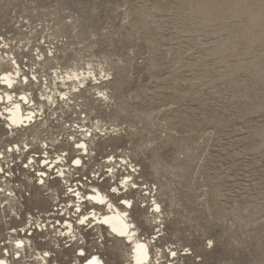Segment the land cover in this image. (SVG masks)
Returning <instances> with one entry per match:
<instances>
[{
  "label": "rangeland",
  "instance_id": "374dc122",
  "mask_svg": "<svg viewBox=\"0 0 264 264\" xmlns=\"http://www.w3.org/2000/svg\"><path fill=\"white\" fill-rule=\"evenodd\" d=\"M6 92L33 113L0 118L7 264H134L72 196L112 187L147 264H264V0H0Z\"/></svg>",
  "mask_w": 264,
  "mask_h": 264
},
{
  "label": "bare ground",
  "instance_id": "6f19581e",
  "mask_svg": "<svg viewBox=\"0 0 264 264\" xmlns=\"http://www.w3.org/2000/svg\"><path fill=\"white\" fill-rule=\"evenodd\" d=\"M11 74L13 75L14 73L13 72L2 73L1 74V76H2L1 83L5 84L6 86H8L9 84L12 85L14 82V79L11 77L12 76ZM66 75H67L66 79H68V82H71L75 79L79 80L78 79L79 75H77L74 72L73 73L70 72V74H66ZM79 83L82 85L84 83V78H82V80H79ZM78 86H80V85H78ZM60 96L63 97L64 95H60ZM21 99H22V97H21ZM23 100L26 101L27 98L23 97ZM22 104L23 103L18 101V100L12 101V97H11V94L9 92H6L2 97L0 96V105H5L4 109L2 111L0 110V118L6 121V125L11 128V131H13L15 129H19V128L22 129V128L30 127L31 123L33 122V120H32L33 113L29 112V113L24 114V112H23L24 110L22 109ZM78 145H84V147L81 148V147H78ZM77 148L83 150L84 153L87 150L85 142L78 143ZM76 160H79L81 162L80 158H76ZM74 164L79 165V164H76L75 162H74ZM59 174L61 175V173H59ZM42 179L43 178L40 177L38 179V181L41 182ZM93 189L94 188H92L91 193L88 195L83 196V195H80L79 193H76L75 195H72V196L77 198V200H78L77 203H83V202L88 201L89 200L88 197H92V196H96V195L100 196L104 201L103 204H100L99 202H96V201H92V202L94 204L100 206V207H103L105 212L103 214H100L99 216H97V213H96V215H92V213H91V215H92L91 217L94 219L93 221L96 222L94 225L104 226L105 229H107V233L109 235L117 237L118 239H121V240H125L127 242V244L131 245L132 246L131 247V249H132L131 255L132 256L130 258L132 259V262L134 264H135V261L137 259V253L134 251V249L136 248V246L138 244H144L146 246V256L141 257V258L146 261V264L149 263L151 261V258H150V252H149L148 246L145 243H142L139 238H137L136 226H134V224L131 222V220L129 218V214L127 216L123 215V213L127 212L128 209L122 210V209L118 208L111 201V199L108 198V196L99 192L98 189H94L95 191H93ZM33 192H35V191H33ZM109 205H111V207H109ZM78 207H80V205H78L77 208ZM81 219L84 220V222H85L84 217H81ZM104 220H108V223L105 224V223L101 222ZM121 220H124V223L128 225L123 236H121L119 234V229L122 228ZM65 226L67 228V231L64 233V235L73 233V227L74 226L72 224L66 222ZM114 227L117 228L118 231L114 232L112 230ZM22 242L23 241H21V240L16 241V247H17V245H19V247H17V248H20L21 245L23 244ZM92 257H96L97 260H99L100 264H103V262L99 256L94 255V256L89 257L88 259H91ZM0 260L4 261V264H7V259L1 257ZM83 264H84V262H83Z\"/></svg>",
  "mask_w": 264,
  "mask_h": 264
},
{
  "label": "snow or ice",
  "instance_id": "6c2138e0",
  "mask_svg": "<svg viewBox=\"0 0 264 264\" xmlns=\"http://www.w3.org/2000/svg\"><path fill=\"white\" fill-rule=\"evenodd\" d=\"M8 86L11 87L10 84ZM78 147H81L82 148V147H84V145H78ZM75 163L76 164H79L80 161L79 160H76ZM131 187H132V189H135V188H137V185L135 183H133L131 185ZM93 191H95V190L93 189ZM111 192L113 193V195L115 197L118 198L117 202L119 203L120 206H122L125 209H131L133 207V201L130 200V199H128V198H126L127 195H124L125 198H119L121 195L119 194V191H118V189L116 187H112L111 188ZM144 195L147 196L148 193H144ZM88 199L90 201L99 202L100 204H103L104 203L103 199L100 196H98V195L92 196V197H88ZM109 207H111V205H109ZM77 211H79V209H77ZM154 211L159 212V211H161V209L159 208V206H156L154 208ZM128 214H129L128 212L123 213L124 216H127ZM78 222L81 223V224H83L84 223V220L81 219ZM101 222L107 224L108 223V220H104V221H101ZM121 225H122V228L119 229V234L121 236H123L124 233H125V230L128 227V225L124 223V220H121ZM112 230L114 232L118 231L117 228H115V227ZM17 246L19 247V245H17ZM134 251L137 253V259L135 261V264H146V261L141 258V257L146 256V246L144 244H138L136 246V248L134 249ZM78 254L81 257H83L85 255V253L83 251L79 252ZM45 255H47V253H45ZM173 255H175V253H173ZM0 264H4V261L0 260ZM84 264H100V262H99V260H97L96 257H92L91 259H88V258L84 259Z\"/></svg>",
  "mask_w": 264,
  "mask_h": 264
},
{
  "label": "built area",
  "instance_id": "2783aa9c",
  "mask_svg": "<svg viewBox=\"0 0 264 264\" xmlns=\"http://www.w3.org/2000/svg\"><path fill=\"white\" fill-rule=\"evenodd\" d=\"M7 254V253H6ZM6 257V256H5Z\"/></svg>",
  "mask_w": 264,
  "mask_h": 264
}]
</instances>
